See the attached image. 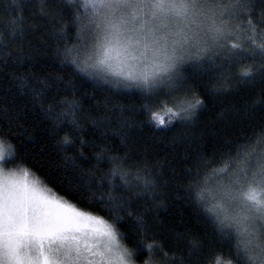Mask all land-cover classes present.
<instances>
[{"label":"snow or ice","instance_id":"snow-or-ice-1","mask_svg":"<svg viewBox=\"0 0 264 264\" xmlns=\"http://www.w3.org/2000/svg\"><path fill=\"white\" fill-rule=\"evenodd\" d=\"M36 3L9 0L0 9L12 17L0 22V73L19 96L39 106L53 135L64 133L57 145L65 152L64 166L78 172L73 190L90 207L107 208L113 223L54 194L44 178L19 164L6 170L21 159L9 134H25L18 123L23 106L13 100L10 107L19 109L14 114L9 107L0 109L7 120L0 127V264H135L145 255L144 264H221L223 248L206 247L187 233L169 241L156 223L158 213L148 223L156 213L149 201L159 195L147 165L132 164L127 153L108 155L107 146L96 151L97 144L83 139L82 122L91 114L75 91H60L62 76L41 78L32 71L33 52L40 49L27 37L38 38L45 55L54 46L53 58L76 73L134 90L144 101L141 123L171 130L177 121H191L204 105L193 78H207L205 87L214 95L230 94L238 84L260 86L256 96L245 97V111L264 110V0H38L32 15L43 23L26 28L25 11ZM17 65L27 66L28 74ZM241 66L245 70L236 73ZM188 69L195 71L186 74ZM109 104L105 100L104 111L115 121L105 114L92 120L94 127L136 126L128 109ZM86 147L96 164L83 170ZM220 156L219 161L201 157L195 175L189 169L185 191L226 239V264H264V121L237 145L235 155L230 150ZM209 168L224 177L215 187L198 179ZM124 216L135 221L139 240L133 249L121 243L127 237L115 227Z\"/></svg>","mask_w":264,"mask_h":264},{"label":"trees","instance_id":"trees-1","mask_svg":"<svg viewBox=\"0 0 264 264\" xmlns=\"http://www.w3.org/2000/svg\"><path fill=\"white\" fill-rule=\"evenodd\" d=\"M8 2L9 0H0V9ZM35 11H38V0L35 5H30L25 11L26 28L31 24L43 23L38 16L33 18L32 13ZM11 18L0 10V22L7 23ZM47 31H51V28ZM27 39L32 40L36 48L40 49L39 53L33 52L36 55V61L32 65V71L37 72L41 78L49 73L53 77L62 76L63 81L58 82L60 91L67 90L69 94L75 91L77 98L83 102L84 110L91 114V119L85 118L82 122L83 139L89 144L93 142L97 144L99 147L96 151L107 146L110 149L108 155L124 156L127 153L132 157L130 161L132 164L147 165L150 178L157 182L156 191L159 195L156 201H149V204L156 208V213H150L148 223L153 224L152 216L158 213L156 223L169 241L177 233L195 235L204 242L206 247L223 248L224 257L221 264H226V239L215 231L212 222L206 218L195 199L188 197L185 188L189 183V169H192V174L195 175V168L201 157L215 158L219 161L220 154L228 153L230 150L232 155H235L237 145L245 144L246 138L252 134L253 129L261 126V122L264 121V110L245 111V97L249 93L256 96L260 91V86L253 89L250 85L238 84L230 94L214 95L209 88L205 87L208 83L207 78L203 80L193 78L196 91L204 101L203 107L191 121L183 123L177 121L176 126L171 130H164L141 123L142 117L138 118V113L144 101L134 90L117 89L110 83L98 82L76 73L71 65H61L59 60L53 58L54 46L47 48L45 55V48L38 38L33 39L29 35ZM74 39L75 29H72L69 43L74 42ZM25 48L27 52L29 50L27 45ZM16 67L19 72L28 74L27 66L17 65ZM244 70L245 68L241 66L236 68L235 72L239 73ZM194 71L188 69L186 74H192ZM68 81H71V84L65 89ZM13 100L16 105L23 106L24 110L20 113L21 118L18 123L23 124L24 127L20 131L25 134L18 137L14 133L9 134L10 142L18 145L20 149L21 159L15 164H9L6 170L15 168L17 164L27 168L30 174L44 178L54 194L67 199L80 210L112 224L113 218L107 208L90 207L73 190L78 172L64 166L65 152L57 145V140L64 133L61 131L58 135H53L51 124L39 106H33L27 98L19 96L10 78L5 73H0V109L9 107L10 113L14 114L19 109L10 107ZM105 100L110 101L109 107L122 105L128 109V115L134 119L136 126L121 128L113 124L106 127H94L92 120L105 114L111 115L115 121V115L104 111ZM221 113L224 114L223 118H221ZM5 124L7 120L0 115V127ZM4 131L7 133L8 129L5 128ZM84 156L88 159L79 164L80 169L87 170L96 164L90 147L85 148ZM219 166V164L212 165V167ZM104 167L106 168L107 165ZM198 179L201 182L206 180L209 187L213 181L218 179V176L213 175L212 169L209 168L206 171L202 170ZM161 204L164 207H159ZM137 206L133 205V207ZM139 206H143V202H140ZM115 227L127 237L122 239L121 243L129 249L135 248L139 240L135 234V221L131 217L124 216L115 224ZM145 259L146 255L141 256L135 259V264H144Z\"/></svg>","mask_w":264,"mask_h":264},{"label":"rangeland","instance_id":"rangeland-1","mask_svg":"<svg viewBox=\"0 0 264 264\" xmlns=\"http://www.w3.org/2000/svg\"><path fill=\"white\" fill-rule=\"evenodd\" d=\"M114 79V78H113ZM224 179V177H222V176H218V179L217 180H215V181H213V183L212 184H210V186L209 187H215L216 186V184L218 183V182H220L221 180H223Z\"/></svg>","mask_w":264,"mask_h":264}]
</instances>
